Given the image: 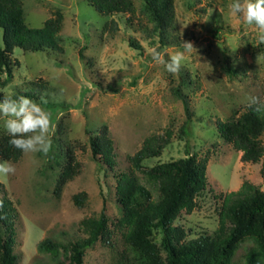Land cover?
Segmentation results:
<instances>
[{
  "label": "rangeland",
  "instance_id": "obj_1",
  "mask_svg": "<svg viewBox=\"0 0 264 264\" xmlns=\"http://www.w3.org/2000/svg\"><path fill=\"white\" fill-rule=\"evenodd\" d=\"M21 1L24 20L31 27L61 13L62 50L16 46L9 57L12 77L4 83L5 74L0 77L3 96L31 93L29 98L38 103L47 100L43 107L52 113L51 152L22 153L10 161L14 174L0 176V210L11 207L15 216L16 264L50 261L48 254L37 250L38 241L82 236L80 220L102 210L113 228L111 222L120 216L116 177L129 172L144 181L130 157L149 136L162 137L166 143L158 156L143 162L147 167L186 153L207 157L206 190L196 198V207L190 213L182 211L174 222L184 227L187 238L217 227L219 194L238 189L243 181L264 189L261 161H242L241 152L216 129L217 120L244 111L249 96L264 97V43H258L254 27L231 14L233 0H172L175 17L169 43L162 49L151 32L143 0H133L132 15L107 16L87 0ZM182 41H191L196 52L185 53L178 73L153 62L150 49L165 53L167 59L182 50ZM188 118L190 134L185 136L180 128ZM3 121L0 117V133H7ZM103 127L113 143L112 166L91 150L90 137L100 135ZM260 140L264 146V133ZM67 149L77 165L56 193ZM79 192L86 194L81 206L73 201ZM111 240L113 247L98 241L88 248L84 264H118L123 244L117 229Z\"/></svg>",
  "mask_w": 264,
  "mask_h": 264
},
{
  "label": "trees",
  "instance_id": "obj_2",
  "mask_svg": "<svg viewBox=\"0 0 264 264\" xmlns=\"http://www.w3.org/2000/svg\"><path fill=\"white\" fill-rule=\"evenodd\" d=\"M103 16L114 13H134L133 0H87ZM143 7L151 21V32L158 36L162 49L168 45L173 26L172 0H143ZM128 20V18H127ZM62 15L46 18L41 26L31 27L24 20L21 0H0V30L4 46L0 48L1 83L12 77L10 55L14 47L23 50L52 49L60 51ZM106 26V24H105ZM42 86L41 83H35ZM19 95L33 97L31 93ZM14 97L16 95H13ZM4 96L0 93V99ZM218 135L241 152L244 162L261 161L264 174V146L260 136L264 133V111L256 112L245 107L240 114L234 111L224 120H217ZM180 132L188 136L189 118ZM8 133H0V157L17 161L22 152L8 143ZM93 156L114 163L113 143L103 127L100 135L90 137ZM166 141L162 137L149 136L130 157L134 167L143 174L140 181L129 172L116 177L115 196L119 203L120 216L109 225L104 210L96 217L80 220L83 235L70 239L45 237L37 242L39 252L49 255L50 261L35 264H84L88 248L98 241L114 246V229L120 232L122 249L117 253L118 264H264V189L243 181L238 189L219 194L218 225L211 232H201L187 238L181 225H174L182 211L190 213L196 207V198L207 188V157L200 159L186 153L185 156L147 167L144 161L158 156ZM64 163L58 175L55 192L74 174V157L70 149L63 155ZM215 196V194H214ZM85 192L73 195V201L81 206ZM9 204V203H8ZM10 207V206H9ZM12 212V213H10ZM14 213L10 208L0 210V264H16L13 252L15 243Z\"/></svg>",
  "mask_w": 264,
  "mask_h": 264
},
{
  "label": "clouds",
  "instance_id": "obj_3",
  "mask_svg": "<svg viewBox=\"0 0 264 264\" xmlns=\"http://www.w3.org/2000/svg\"><path fill=\"white\" fill-rule=\"evenodd\" d=\"M230 12L246 26L256 29L258 43H264V0H233ZM181 49L168 55L156 48L150 49L154 63L163 65L169 73H178L185 53L196 52L191 41H182ZM47 100L41 98L38 103L33 99L19 95H5L0 99V117L10 139L9 145L22 153H42L48 155L52 150L51 128L52 113L43 105ZM247 107L256 112L264 111V97L249 96ZM15 166L10 161L0 162V176L14 174Z\"/></svg>",
  "mask_w": 264,
  "mask_h": 264
}]
</instances>
